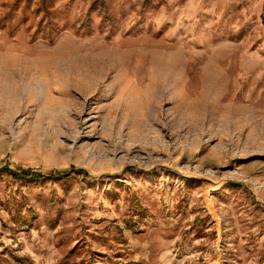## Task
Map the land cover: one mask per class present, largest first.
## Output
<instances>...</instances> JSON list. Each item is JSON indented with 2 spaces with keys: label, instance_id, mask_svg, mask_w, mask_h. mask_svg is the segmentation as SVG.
Segmentation results:
<instances>
[{
  "label": "rangeland",
  "instance_id": "1",
  "mask_svg": "<svg viewBox=\"0 0 264 264\" xmlns=\"http://www.w3.org/2000/svg\"><path fill=\"white\" fill-rule=\"evenodd\" d=\"M0 167V264H264V0H0Z\"/></svg>",
  "mask_w": 264,
  "mask_h": 264
},
{
  "label": "trees",
  "instance_id": "2",
  "mask_svg": "<svg viewBox=\"0 0 264 264\" xmlns=\"http://www.w3.org/2000/svg\"><path fill=\"white\" fill-rule=\"evenodd\" d=\"M109 18V16H104L103 17V21H106ZM70 170H73L72 168L70 169H66V170H60V171H49L48 175L52 176V175H60V176H66L69 174ZM2 171H6L8 172L10 175L14 176V177H23V176H40L41 174L37 171H33V170H25L23 171V169H10L8 167H0V172Z\"/></svg>",
  "mask_w": 264,
  "mask_h": 264
}]
</instances>
